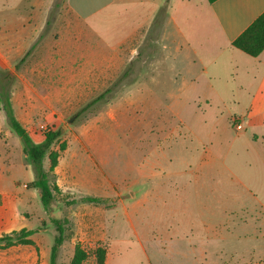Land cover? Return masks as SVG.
I'll use <instances>...</instances> for the list:
<instances>
[{
	"label": "rangeland",
	"instance_id": "rangeland-1",
	"mask_svg": "<svg viewBox=\"0 0 264 264\" xmlns=\"http://www.w3.org/2000/svg\"><path fill=\"white\" fill-rule=\"evenodd\" d=\"M10 3L14 0H0V6ZM31 5L30 0L23 2V7ZM44 11L45 28L33 45L3 47L9 61L0 60V90L11 94L15 114L33 141L43 142L48 130L62 131L50 150L59 154L57 165L51 170L49 157L43 161L54 194L45 211L39 190L27 187L35 179L31 162L0 105V187H9L0 189V206L3 199L15 204V222L0 228V237L23 228L36 231L31 244L12 246L15 264H24V255L34 251L42 264L57 235L54 220L62 223L65 235L58 264H70L78 244L89 253L85 264H96L98 246L107 249L106 264H201L204 257L205 264H232L235 258L244 261L250 250L264 251V204L230 184L223 168L214 166L206 144L191 137L178 115L151 109L155 97L149 93L142 96V104L134 94L135 80L150 85L153 65L157 96L165 102L173 97L170 80L179 67L160 65L167 60L161 47L148 41L137 47L142 60H132L136 64L124 86L79 113L117 78L106 87L101 79L97 94L73 93L69 86L76 81L60 70L73 64L63 62L57 45L77 41L80 32L66 0H45ZM140 74H146L141 81ZM205 96L211 107L217 105L218 96L203 90L186 94L179 107L189 124L207 134L222 112L205 107ZM236 109L231 112L239 113ZM86 197L104 201L87 203ZM187 213L191 216L184 224L182 215Z\"/></svg>",
	"mask_w": 264,
	"mask_h": 264
},
{
	"label": "crops",
	"instance_id": "crops-1",
	"mask_svg": "<svg viewBox=\"0 0 264 264\" xmlns=\"http://www.w3.org/2000/svg\"><path fill=\"white\" fill-rule=\"evenodd\" d=\"M24 1L14 0L12 4L0 6V60L9 61L6 57L9 52H4L3 47H30L45 28V0H30L32 5L28 7H23ZM66 3L80 34L77 41L61 42L57 49L64 63L73 64L60 68L71 82L76 81L69 86L75 89L72 92L97 94L101 91V79L105 78L106 87L109 80L123 78L116 88L117 93L134 70L136 61L132 60L137 56L138 61L142 60L137 47L147 41L151 45L156 42L167 57L160 65L182 68L175 69L171 76L173 97L165 102L153 87L158 75L153 82L155 66L151 65L150 85L145 87L134 82V94L139 103L142 104V96L149 93L155 97L151 99V109H165L178 115L191 137L202 146L206 144L214 166L219 164L223 168L232 181L229 183H236L250 192L258 203L264 204V51L258 57H251L233 46V42L264 13V0H217L213 3L208 0H66ZM34 15L37 17L31 21ZM155 61V65L159 64V57ZM127 63L130 64L126 67ZM145 75H139L140 81ZM67 87L64 85L63 89ZM203 90L218 96L215 107H211L214 104L205 96L202 99L205 107L222 112L216 115L207 134L189 124L179 107V101L186 94ZM227 94L229 99L222 97ZM233 109L239 113L231 112ZM234 118L243 119L244 131L235 130ZM14 207L13 201L3 199L0 228L12 227ZM190 216L188 213L182 215L184 224L189 222ZM12 249V246L0 249V264H15ZM200 252L205 255L203 250ZM245 257L241 263L235 258L232 264H264V251L253 249ZM38 261L37 251L24 255V264H38ZM49 262L50 252L44 253L42 264ZM201 262L205 264V257Z\"/></svg>",
	"mask_w": 264,
	"mask_h": 264
},
{
	"label": "trees",
	"instance_id": "trees-1",
	"mask_svg": "<svg viewBox=\"0 0 264 264\" xmlns=\"http://www.w3.org/2000/svg\"><path fill=\"white\" fill-rule=\"evenodd\" d=\"M213 3L217 0H208ZM233 46L251 57H258L264 51V13L234 42ZM24 61V59L22 60ZM123 81L120 78L115 84L105 90L103 93L95 97L92 101L87 103L79 113L86 112L100 102H105L109 99V95L115 92L117 86ZM11 94L0 90V105L4 112L7 124L10 129L19 137L23 144V152L30 160L31 167L34 172L35 179L27 185L28 188L37 189L40 192V200L45 211H49L50 206L54 200L53 188L51 187L50 174L45 171L43 161L48 156L51 161V170L57 165V152H50L53 145L58 142L62 136L61 130H48L44 132V141L35 143L26 130L25 127L18 121L15 116ZM61 150L65 149V145L61 146ZM84 202L100 204L104 200L99 197H86ZM57 230V235L54 238V243L50 251L49 264H58L61 248L65 241L64 227L59 220L53 221ZM36 233L35 230H27L23 228L19 232L15 231L0 237V245L5 248L14 246L17 243L31 244L30 237ZM94 255L96 257V264H106L107 249L103 246H98ZM89 257V253L81 246L76 245L73 257L70 264H85Z\"/></svg>",
	"mask_w": 264,
	"mask_h": 264
},
{
	"label": "built area",
	"instance_id": "built-area-1",
	"mask_svg": "<svg viewBox=\"0 0 264 264\" xmlns=\"http://www.w3.org/2000/svg\"><path fill=\"white\" fill-rule=\"evenodd\" d=\"M233 126L236 131H242L244 129L243 119L241 118H234Z\"/></svg>",
	"mask_w": 264,
	"mask_h": 264
}]
</instances>
